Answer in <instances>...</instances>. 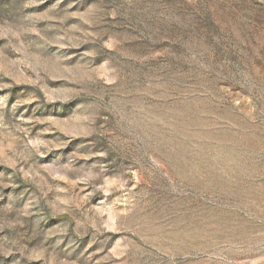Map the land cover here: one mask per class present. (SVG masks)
I'll list each match as a JSON object with an SVG mask.
<instances>
[{
	"label": "rangeland",
	"instance_id": "374dc122",
	"mask_svg": "<svg viewBox=\"0 0 264 264\" xmlns=\"http://www.w3.org/2000/svg\"><path fill=\"white\" fill-rule=\"evenodd\" d=\"M0 264H264V0H0Z\"/></svg>",
	"mask_w": 264,
	"mask_h": 264
}]
</instances>
